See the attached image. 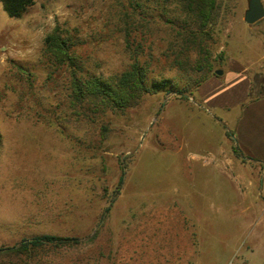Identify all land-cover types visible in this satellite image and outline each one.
Instances as JSON below:
<instances>
[{
  "label": "rangeland",
  "instance_id": "rangeland-1",
  "mask_svg": "<svg viewBox=\"0 0 264 264\" xmlns=\"http://www.w3.org/2000/svg\"><path fill=\"white\" fill-rule=\"evenodd\" d=\"M248 1L217 0L207 62L264 84V19L244 23ZM178 4L35 0L10 18L0 2V248L75 240L0 264H264V165L237 144L235 112L197 100L198 49L183 47ZM55 27L72 35L77 75L107 79L137 57L148 83L187 91L76 114L68 69L44 52Z\"/></svg>",
  "mask_w": 264,
  "mask_h": 264
},
{
  "label": "trees",
  "instance_id": "trees-1",
  "mask_svg": "<svg viewBox=\"0 0 264 264\" xmlns=\"http://www.w3.org/2000/svg\"><path fill=\"white\" fill-rule=\"evenodd\" d=\"M177 1H179V13L184 17L183 24H186V29L182 28L183 34H180L182 38L184 37L183 47L198 49L199 58L195 63L198 72H202V76L193 82L198 88L207 79V75L213 72L211 65H208L205 48L210 40L209 32L217 12V0ZM0 2L4 12L10 18L20 17L35 4V0H0ZM73 46L72 35L66 31L62 32L57 27L44 40V52L46 57L52 60V65L56 68L65 66L69 71L71 107L74 108L73 112L76 114L81 112L90 118L99 117L107 110L124 112L138 105L145 95L155 93L168 95L174 92L177 96L183 97L187 91L185 88L177 91L170 80L148 83L146 80V70L148 69L138 62L137 57H133V62L119 75L116 74L107 79L96 75L82 77L77 75L78 59L72 51ZM203 55L206 56L202 60L200 58ZM177 64L179 65L178 62ZM180 66L182 65L180 64ZM211 75H215L214 72ZM256 81L257 79L253 78L251 80L250 100L264 97V91H262L264 84H258ZM122 182L121 177L119 186L122 185ZM72 241L75 242L73 238L47 234L37 235L29 239H22L12 247H1L0 259L22 261L37 250L63 249Z\"/></svg>",
  "mask_w": 264,
  "mask_h": 264
},
{
  "label": "crops",
  "instance_id": "crops-1",
  "mask_svg": "<svg viewBox=\"0 0 264 264\" xmlns=\"http://www.w3.org/2000/svg\"><path fill=\"white\" fill-rule=\"evenodd\" d=\"M248 73L244 66L229 63L221 76H208L194 94L208 110H217L224 115L235 112L232 121L237 144L258 164L264 165V97L249 99L252 82ZM14 205L17 208V202ZM0 209L5 212L3 207ZM19 209L21 207L16 210ZM23 214L22 220L25 221L28 214Z\"/></svg>",
  "mask_w": 264,
  "mask_h": 264
},
{
  "label": "water",
  "instance_id": "water-1",
  "mask_svg": "<svg viewBox=\"0 0 264 264\" xmlns=\"http://www.w3.org/2000/svg\"><path fill=\"white\" fill-rule=\"evenodd\" d=\"M262 19H264V4H262L261 0H249L248 8L243 14L244 23L253 25ZM214 74L221 76L222 71L216 70Z\"/></svg>",
  "mask_w": 264,
  "mask_h": 264
},
{
  "label": "built area",
  "instance_id": "built-area-1",
  "mask_svg": "<svg viewBox=\"0 0 264 264\" xmlns=\"http://www.w3.org/2000/svg\"><path fill=\"white\" fill-rule=\"evenodd\" d=\"M228 264H233V263H232V261H231V262H229Z\"/></svg>",
  "mask_w": 264,
  "mask_h": 264
}]
</instances>
